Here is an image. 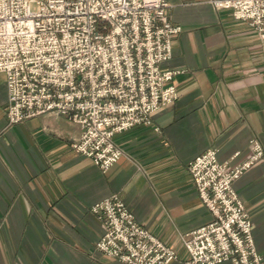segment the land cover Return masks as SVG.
Returning <instances> with one entry per match:
<instances>
[{"label":"crops","instance_id":"0c3cea01","mask_svg":"<svg viewBox=\"0 0 264 264\" xmlns=\"http://www.w3.org/2000/svg\"><path fill=\"white\" fill-rule=\"evenodd\" d=\"M166 1L182 31L160 66L184 70L174 78L177 98L152 114L159 132L137 126L115 135L123 154L106 172L73 150L81 130L62 116L7 126L0 73V264H126L95 249L104 227L90 207L112 194L176 251L169 264H181V235L212 219L188 162L211 148L235 164L248 156L252 138L263 156L233 188L264 257V42L211 0Z\"/></svg>","mask_w":264,"mask_h":264},{"label":"built area","instance_id":"2783aa9c","mask_svg":"<svg viewBox=\"0 0 264 264\" xmlns=\"http://www.w3.org/2000/svg\"><path fill=\"white\" fill-rule=\"evenodd\" d=\"M228 9L264 42V0H211ZM166 0H0V73L7 89L6 125L54 113L80 127L73 150L106 172L121 155L114 137L137 126L159 128L152 114L177 98L163 69L172 56V23ZM248 156L221 162L207 149L187 164L211 221L181 235V264H264L252 223L233 183L263 156L257 139ZM238 152L232 155V159ZM90 212L103 222L100 254L126 264H169L176 251L141 226L112 194Z\"/></svg>","mask_w":264,"mask_h":264}]
</instances>
